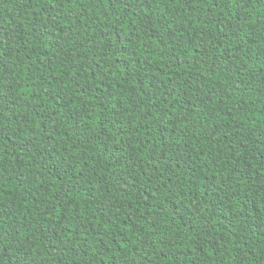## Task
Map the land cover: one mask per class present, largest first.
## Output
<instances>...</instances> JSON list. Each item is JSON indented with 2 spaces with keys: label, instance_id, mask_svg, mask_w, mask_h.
I'll return each instance as SVG.
<instances>
[{
  "label": "trees",
  "instance_id": "1",
  "mask_svg": "<svg viewBox=\"0 0 264 264\" xmlns=\"http://www.w3.org/2000/svg\"><path fill=\"white\" fill-rule=\"evenodd\" d=\"M0 264H264V0H0Z\"/></svg>",
  "mask_w": 264,
  "mask_h": 264
}]
</instances>
